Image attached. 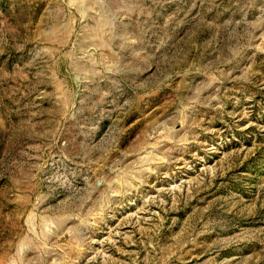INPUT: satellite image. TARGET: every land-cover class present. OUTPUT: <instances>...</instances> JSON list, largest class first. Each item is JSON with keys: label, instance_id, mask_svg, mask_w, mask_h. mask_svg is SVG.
Wrapping results in <instances>:
<instances>
[{"label": "rangeland", "instance_id": "obj_1", "mask_svg": "<svg viewBox=\"0 0 264 264\" xmlns=\"http://www.w3.org/2000/svg\"><path fill=\"white\" fill-rule=\"evenodd\" d=\"M0 264H264V0H0Z\"/></svg>", "mask_w": 264, "mask_h": 264}]
</instances>
